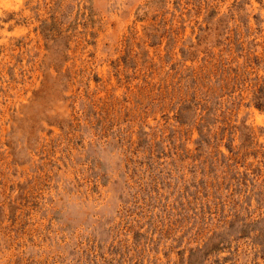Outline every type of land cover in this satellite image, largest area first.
Returning <instances> with one entry per match:
<instances>
[{
	"label": "rangeland",
	"instance_id": "1",
	"mask_svg": "<svg viewBox=\"0 0 264 264\" xmlns=\"http://www.w3.org/2000/svg\"><path fill=\"white\" fill-rule=\"evenodd\" d=\"M0 264H264V0H0Z\"/></svg>",
	"mask_w": 264,
	"mask_h": 264
},
{
	"label": "clouds",
	"instance_id": "2",
	"mask_svg": "<svg viewBox=\"0 0 264 264\" xmlns=\"http://www.w3.org/2000/svg\"><path fill=\"white\" fill-rule=\"evenodd\" d=\"M101 208H96L95 211H101ZM90 211V206L85 205L72 197H68L66 201L65 213L69 217L80 218L84 217Z\"/></svg>",
	"mask_w": 264,
	"mask_h": 264
}]
</instances>
